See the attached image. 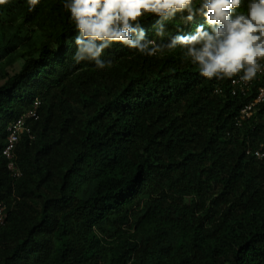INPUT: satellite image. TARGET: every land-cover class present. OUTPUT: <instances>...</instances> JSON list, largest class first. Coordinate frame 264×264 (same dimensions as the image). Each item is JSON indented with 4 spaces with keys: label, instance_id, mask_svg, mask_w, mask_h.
I'll return each mask as SVG.
<instances>
[{
    "label": "trees",
    "instance_id": "obj_1",
    "mask_svg": "<svg viewBox=\"0 0 264 264\" xmlns=\"http://www.w3.org/2000/svg\"><path fill=\"white\" fill-rule=\"evenodd\" d=\"M65 3L0 5V264H264V105L240 119L233 77H203L179 47L114 42L110 66L77 63ZM178 17L169 36L194 31ZM38 100L14 178L8 128Z\"/></svg>",
    "mask_w": 264,
    "mask_h": 264
},
{
    "label": "clouds",
    "instance_id": "obj_2",
    "mask_svg": "<svg viewBox=\"0 0 264 264\" xmlns=\"http://www.w3.org/2000/svg\"><path fill=\"white\" fill-rule=\"evenodd\" d=\"M7 2L0 0V5ZM39 2L28 0L32 6L29 10ZM241 3L242 0H201L194 7L193 0H66L64 7L78 32L73 59L77 63L89 59L103 69L111 61L102 59V53L114 42L147 56L179 47L181 60L197 64L203 77H233L231 95L250 98L240 110L243 119L246 106L254 104L252 116L264 105V101H257L264 87V75L257 73L264 60V0H247V12H235ZM146 14L153 20L147 29L142 20ZM177 17L185 27L194 24V31L169 36L168 24ZM197 17H202L203 22L197 24ZM149 31L160 37V42L150 39ZM181 32L183 27H177V33ZM235 79L250 82L239 88L234 85ZM220 92V88L216 89L217 94Z\"/></svg>",
    "mask_w": 264,
    "mask_h": 264
},
{
    "label": "built area",
    "instance_id": "obj_3",
    "mask_svg": "<svg viewBox=\"0 0 264 264\" xmlns=\"http://www.w3.org/2000/svg\"><path fill=\"white\" fill-rule=\"evenodd\" d=\"M260 65H261V70L258 71L257 73L264 75V60L260 61ZM234 81H236V83L235 84L233 83V84L239 88L242 87L244 84L248 85V83L250 82V81H241L240 79H235ZM242 91L245 92L243 89ZM257 101L258 102L264 101V87L261 89L258 95ZM39 106H40V101L38 100L35 102V109H31L30 111H28L26 115L14 121V123H12L8 128L7 145L4 148L3 156L7 159L8 169L12 177L14 178H19L22 176L21 169L18 166V153H17L18 145L21 142L23 135L25 133L32 132L31 125L28 124L27 120L29 117H32L35 119L39 118V114L37 112ZM253 106L254 104L248 105L242 110L243 119L251 116L252 114L251 111L253 109ZM255 154L259 159L264 158V152L262 151L261 148L258 149L255 152ZM6 217H7L6 205L3 203H0V226L5 223Z\"/></svg>",
    "mask_w": 264,
    "mask_h": 264
}]
</instances>
